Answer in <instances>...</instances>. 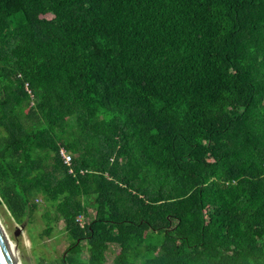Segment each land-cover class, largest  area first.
Instances as JSON below:
<instances>
[{
  "label": "trees",
  "instance_id": "obj_1",
  "mask_svg": "<svg viewBox=\"0 0 264 264\" xmlns=\"http://www.w3.org/2000/svg\"><path fill=\"white\" fill-rule=\"evenodd\" d=\"M0 199L43 264H264V0H0Z\"/></svg>",
  "mask_w": 264,
  "mask_h": 264
},
{
  "label": "rangeland",
  "instance_id": "obj_2",
  "mask_svg": "<svg viewBox=\"0 0 264 264\" xmlns=\"http://www.w3.org/2000/svg\"><path fill=\"white\" fill-rule=\"evenodd\" d=\"M38 204L39 207L33 215V222L18 224L0 199V221L13 245L18 247L21 264H43V257L54 258L64 252L71 243L66 233L63 232V222L59 223L58 228L51 236L42 237V232L46 228L42 218L46 204L43 200H40ZM93 213L94 211L90 210V220L94 217ZM16 233L18 234L16 235ZM116 252H118L117 247L110 245L109 250L106 251L107 264L112 263Z\"/></svg>",
  "mask_w": 264,
  "mask_h": 264
},
{
  "label": "water",
  "instance_id": "obj_3",
  "mask_svg": "<svg viewBox=\"0 0 264 264\" xmlns=\"http://www.w3.org/2000/svg\"><path fill=\"white\" fill-rule=\"evenodd\" d=\"M17 248L16 245L13 247L11 239L0 221V264H20L21 261L16 255Z\"/></svg>",
  "mask_w": 264,
  "mask_h": 264
},
{
  "label": "built area",
  "instance_id": "obj_4",
  "mask_svg": "<svg viewBox=\"0 0 264 264\" xmlns=\"http://www.w3.org/2000/svg\"><path fill=\"white\" fill-rule=\"evenodd\" d=\"M27 89L31 92L29 89V84H27ZM60 156L64 160V162L69 166V172L75 173L74 167L72 165L73 163V156L70 152H68L65 148L60 149ZM82 172H84L83 169H81ZM85 217L81 216L78 218V222L81 225V227H84L86 221Z\"/></svg>",
  "mask_w": 264,
  "mask_h": 264
},
{
  "label": "bare ground",
  "instance_id": "obj_5",
  "mask_svg": "<svg viewBox=\"0 0 264 264\" xmlns=\"http://www.w3.org/2000/svg\"><path fill=\"white\" fill-rule=\"evenodd\" d=\"M11 243H12V241H11ZM12 245H13V243H12ZM13 247H14V245H13ZM16 255L18 256V251H16ZM19 257V256H18ZM21 264V263H20Z\"/></svg>",
  "mask_w": 264,
  "mask_h": 264
}]
</instances>
